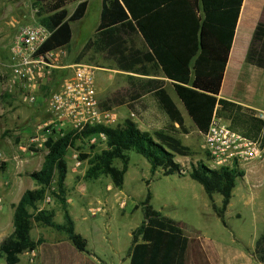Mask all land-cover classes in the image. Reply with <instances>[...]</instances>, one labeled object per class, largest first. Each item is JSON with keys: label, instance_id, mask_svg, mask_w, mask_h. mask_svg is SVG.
<instances>
[{"label": "trees", "instance_id": "trees-1", "mask_svg": "<svg viewBox=\"0 0 264 264\" xmlns=\"http://www.w3.org/2000/svg\"><path fill=\"white\" fill-rule=\"evenodd\" d=\"M71 13L66 6L76 2ZM243 0H101L99 22L93 37L88 38L76 59L81 60L90 50L100 52L103 60H110L117 69L137 74H159L172 83L173 89L195 128L204 133L213 115L229 120L232 129L248 138L260 137L264 147V122L257 111L239 103L217 98L222 74L225 71ZM32 6L50 34L38 53H46L67 46L72 37L71 22L81 19L87 0H33ZM138 37L141 45H137ZM248 58L264 66V26L258 25L253 35ZM155 75V74H153ZM130 85L149 92L169 124L152 132L141 130L131 118H125L115 127L86 126L80 132L50 134L44 141L46 153L41 166L29 173L37 184L26 189L13 204L12 232L0 240V256L5 264H17L19 256L33 251L43 242L30 235L32 219L66 234L79 251L86 250V239L75 231L74 222L67 209L68 165L66 150L76 147V142L93 132H104L105 147L98 153H80V160L87 161L84 177L96 179L102 175L122 187L123 175L128 168L129 150L144 156L154 173L162 168L163 174H188L201 183L210 199V206L222 223L232 197L236 179L242 177L238 168L210 169L203 161L192 164L186 173L174 160L176 155H190V148L174 134L187 132L181 112L164 87L163 80L149 78L137 80L129 76ZM126 101L118 93L101 101L102 106L127 104L133 113L132 100L136 91ZM7 91L0 93V103L10 99ZM173 123H177L175 129ZM119 159L121 166L113 161ZM53 186V188H52ZM52 188V189H51ZM63 209L62 223L54 221L52 208H39L47 191ZM220 193V205L212 195ZM152 193L147 188L144 198L134 208H141L143 220L131 230L127 250L129 264H186L185 255L189 238L182 224L155 209L151 204ZM32 209V211H30ZM253 257L264 264V227L255 239Z\"/></svg>", "mask_w": 264, "mask_h": 264}, {"label": "rangeland", "instance_id": "rangeland-1", "mask_svg": "<svg viewBox=\"0 0 264 264\" xmlns=\"http://www.w3.org/2000/svg\"><path fill=\"white\" fill-rule=\"evenodd\" d=\"M32 1L0 0V93L4 91L10 74L11 45L14 36L21 25L39 21ZM87 1L88 10L83 18L70 23L72 37L69 44L62 47L65 51L62 64L78 61L76 56L81 47L94 35L99 22L101 0ZM75 6L76 2H73L66 8L71 13ZM101 56L100 52L90 50L79 60L97 67L94 69V80L99 99L103 101L106 97L118 93V96L130 101L132 89L130 78L125 72L117 69L113 62L103 60ZM70 71L71 68L54 69L51 81L60 82ZM153 74L160 75L159 72ZM174 98L186 116V123L192 125L178 97L174 95ZM110 107L118 113L120 123L125 118L136 117L135 113L130 114L127 104L123 107L111 104ZM48 118V105L42 99L27 103L16 94L0 103V237L12 232L13 204L26 189L37 187L29 173L41 166L47 151L41 139L46 135L37 128V125ZM192 133L199 143L195 149L196 154L185 161L184 166H191L198 161L209 164L203 147H200L203 137L197 134L193 125ZM34 136L39 139L30 141ZM179 137L183 143H188L183 136ZM21 144L25 145L26 151L21 149ZM104 147L105 144L93 145L85 140H78L76 147L68 148L65 153L68 165L65 181L68 185L67 197L70 199L67 209L74 222L75 231L85 237L90 248L110 264H117L120 261V256L129 246L131 230L143 220L141 208L134 206L144 198L147 188L152 193V206L182 224V229L190 241L186 252V264H262L253 257L252 252L255 239L264 227V160L259 177H255L251 184L245 185L241 178L236 179L232 197L224 214L226 221L224 225L212 210L210 199L201 183L188 174L165 175L160 167L151 173L147 159L134 150L127 152L128 168L123 175L121 189L105 175L96 179L84 177L88 166L86 160L75 170H71L75 160L73 154L98 153ZM113 165L119 169L121 161L115 159ZM246 165L242 164L241 168L244 169ZM107 183L112 185L111 193H117L119 201L125 200L124 206H120V202L115 200L116 197L109 199ZM212 199L220 205L222 196L219 192L214 193ZM36 205L39 208H52L55 222L64 221L63 209L53 197L51 190L47 191L44 199ZM89 207H99L101 210L92 215ZM30 235L33 239L40 237L43 241L46 238L47 244L66 236L63 232L33 219ZM202 246L208 249L209 257ZM38 251L42 254L43 246L38 248ZM28 259L31 264H45L44 259L42 263L40 262L37 252L29 251ZM0 264H5L2 256Z\"/></svg>", "mask_w": 264, "mask_h": 264}, {"label": "built area", "instance_id": "built-area-1", "mask_svg": "<svg viewBox=\"0 0 264 264\" xmlns=\"http://www.w3.org/2000/svg\"><path fill=\"white\" fill-rule=\"evenodd\" d=\"M49 34L50 31L39 22L19 27L11 45L12 63L4 88L27 103L36 102L37 99L47 102L49 118L37 125L46 135L41 138L42 141L50 134L80 132L86 126L115 127L120 124L116 110L102 106L98 97L94 80L96 66L83 61L62 64L65 54L62 47L38 53ZM63 68H71V71L60 82L51 81L54 69ZM257 116L264 122V112L257 113ZM201 135L203 151L209 163L206 166L210 169L226 167L241 170L242 164L262 156L260 137L252 139L244 136L232 129L222 117L213 115L207 130ZM38 139L34 136L30 141ZM82 140L96 145L105 144L107 138L104 132H93ZM21 149L26 151L25 145L21 144ZM73 157L75 160L71 170L83 163L77 153ZM181 167L182 173L190 168L184 164ZM124 205L125 200L120 201V206ZM100 210L99 207H89L92 215Z\"/></svg>", "mask_w": 264, "mask_h": 264}, {"label": "crops", "instance_id": "crops-1", "mask_svg": "<svg viewBox=\"0 0 264 264\" xmlns=\"http://www.w3.org/2000/svg\"><path fill=\"white\" fill-rule=\"evenodd\" d=\"M87 10L88 1L86 12ZM260 24H263L262 26H264V0H243L226 68L224 73L222 74L220 86L216 93L217 98L231 100L246 107L252 108L256 110L257 113L264 112V66L257 65L256 63L252 62L248 58V55L253 35L256 31L257 26ZM136 42L138 46L141 45L139 38L136 40ZM123 72H125L128 77H133L134 84L138 82L137 80L141 81L149 78H157L163 80L164 87L169 93L170 97L174 101L179 111L181 112L184 120V125L187 128V132H181L177 129V123H173L174 128L177 129L174 134L179 139V136H183L186 140H188V143H182L187 145L191 150L190 155H176L174 156V160L179 164H183L185 161H188L190 158H192L196 154L195 149L197 148L199 142L195 138L194 133H192L193 123L192 125H188L186 123V116L184 112L180 109L176 99L174 98V95H177L173 89L171 81L161 75H143L128 71ZM134 91H136L137 93V96H135V98L132 100L133 110L136 114V117H134L132 120H134L137 123L138 127L143 131L152 132L156 129L165 128V126H167L170 122L166 115H164L160 111L156 101L151 96V94L149 92H143L139 90L136 86L131 89V94H133V96L135 95ZM123 105L124 104L118 105V107H123ZM184 111L187 114L185 109ZM130 114H133L131 109ZM227 121L229 122V120ZM193 127L195 126L193 125ZM196 131L197 134L201 135V133L197 129ZM201 146L202 145L200 144V147ZM263 160L264 147L262 148V156L260 158L248 163L244 169L241 168L243 175L240 178L245 185L251 184V181L255 177H259ZM84 161L85 160H83V162ZM257 182H259V180ZM66 186L68 187L67 183ZM121 188H123V183ZM106 191L107 196L110 200H112V197L117 196V193H111L113 190L112 185L110 183H107ZM115 200H118V203L120 202V199L118 197H116ZM67 202L68 204L70 203L69 197H67ZM5 236L7 235H2L0 237V240ZM38 238L40 237H37L36 239ZM44 239L46 240V238ZM45 240L41 244H39L35 250H33V252H37V254L40 256L41 263L44 259L45 264H110L108 260H106L101 255H99V253L90 248L87 239L85 251L77 250L69 241L67 236H63L61 240L51 242L50 244H47ZM189 242L187 249L189 247ZM42 246L43 253L41 254V252L38 251V248ZM129 246L124 250V253L120 256V261L117 264H129V258L126 255ZM202 248H204L205 252L209 257L210 255L208 249H205L204 246H202ZM28 252L29 251H26L20 254L19 262L17 264H31L28 259Z\"/></svg>", "mask_w": 264, "mask_h": 264}]
</instances>
